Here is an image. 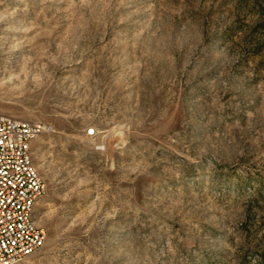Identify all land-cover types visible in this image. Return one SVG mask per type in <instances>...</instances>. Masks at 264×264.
I'll list each match as a JSON object with an SVG mask.
<instances>
[{"label":"rangeland","instance_id":"1","mask_svg":"<svg viewBox=\"0 0 264 264\" xmlns=\"http://www.w3.org/2000/svg\"><path fill=\"white\" fill-rule=\"evenodd\" d=\"M0 113L47 127L19 264H264V0H0Z\"/></svg>","mask_w":264,"mask_h":264},{"label":"built area","instance_id":"2","mask_svg":"<svg viewBox=\"0 0 264 264\" xmlns=\"http://www.w3.org/2000/svg\"><path fill=\"white\" fill-rule=\"evenodd\" d=\"M45 131L41 123L0 113V264H19L45 245L34 209L47 188L31 153L32 142Z\"/></svg>","mask_w":264,"mask_h":264}]
</instances>
